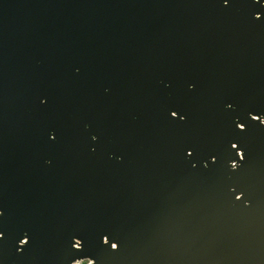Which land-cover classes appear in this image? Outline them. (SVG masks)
I'll return each instance as SVG.
<instances>
[{"label":"water","instance_id":"obj_1","mask_svg":"<svg viewBox=\"0 0 264 264\" xmlns=\"http://www.w3.org/2000/svg\"><path fill=\"white\" fill-rule=\"evenodd\" d=\"M253 115L261 0H0V264H264Z\"/></svg>","mask_w":264,"mask_h":264},{"label":"snow or ice","instance_id":"obj_2","mask_svg":"<svg viewBox=\"0 0 264 264\" xmlns=\"http://www.w3.org/2000/svg\"><path fill=\"white\" fill-rule=\"evenodd\" d=\"M253 2H256V0H253ZM261 2H264V0H261ZM222 3H223L225 6H227L228 3H229V0H222ZM256 19H260L259 14L256 15ZM190 87H191V86H190ZM45 102H46V101H45V99H43V98L40 100V103H41V104H44ZM229 107H230V105H229ZM170 112H171L172 116H176V115H177V111H176V110H171ZM182 117H183V115H181V118H182ZM260 117H262V116H255V115H253V116H251V119H252L253 121L258 120L259 123H260L261 125H264V120H260V119H259ZM237 127L240 129L241 132L244 131V125H243V124H239V123H238V124H236V128H237ZM49 139H50V140H54V139H55V135H54L53 133H50V134H49ZM91 139H92L93 141H95V140L97 139V137L93 135V136L91 137ZM232 148H233V149L237 148V143H232ZM187 155H188V156H191V155H192V152H188ZM246 155H247L246 152H242V153H240L241 160H245ZM235 156H236V153H234V158H233V160H235ZM193 167H195V165H193ZM207 167H208V165H205V168H207ZM234 167H235V166H234ZM241 167H242V165H241ZM237 171H238V169L235 170V171H232V172L235 173V172H237ZM238 191H242V190L233 187V188H232V191H230V195H231L232 197H235V199H234L233 201H234L235 203H240V204H242L244 207H247V206L249 205V201H248V199H247L245 193H244L243 199H241L239 196H236V192H238ZM246 201L248 202L247 204L245 203ZM0 235H2V233H0ZM105 238H106V239H105V243H107L108 240H109V237H108L107 235H105ZM75 246H76V245H73V247H75ZM111 249H113V250L117 249V243H113V244H111Z\"/></svg>","mask_w":264,"mask_h":264}]
</instances>
